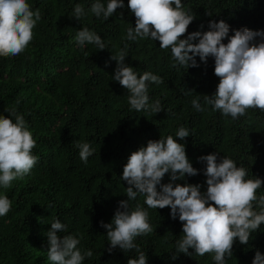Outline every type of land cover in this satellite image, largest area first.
<instances>
[{
	"label": "trees",
	"instance_id": "trees-1",
	"mask_svg": "<svg viewBox=\"0 0 264 264\" xmlns=\"http://www.w3.org/2000/svg\"><path fill=\"white\" fill-rule=\"evenodd\" d=\"M32 10L39 8L41 21L33 29L34 37L26 50L17 56L0 57V115L10 117L6 108L22 114L36 140L33 155L38 162L24 179L0 187L12 201L7 215L0 217V264H50L47 258V232L59 218L69 234H83L78 245L91 249L93 256L83 264H127L136 258L135 250L119 248L107 251V229L101 221L111 223L118 202L127 200L121 177L123 167L133 151L175 133L180 126L190 136L177 142L186 145V153L199 174L177 183L201 185L207 190L203 155L218 152L232 158L237 167L247 170L246 179H264V112L249 109L248 114L233 120L204 104L203 95L216 91L219 78L214 74V58L209 57L196 68H173L171 49L162 50L152 39H126L127 29L135 27V16L127 7L117 9L108 20L90 12L95 0H27ZM107 3V0H101ZM196 19L187 33L210 30V20L223 19L232 30L247 27L264 30V0H182ZM84 7L79 20L70 18L75 5ZM211 12L209 17L205 13ZM123 13V18L120 13ZM88 27L102 37L104 50L94 44L83 48L75 42L78 30ZM259 41V38H257ZM227 39L224 40L226 44ZM128 45L125 62L137 73L150 71L163 83L149 84V103L159 99L163 111L137 112L127 102L128 90L113 80L118 50ZM189 89H192L189 94ZM200 97L204 111H196L191 100ZM15 121V117H12ZM89 142L95 149L88 163L79 157L76 141ZM170 182L166 174L162 183ZM159 188V186H158ZM264 194V185L257 195ZM138 195L130 208L143 205L149 212L153 231L135 239L147 256V264H215L211 255L192 256L178 253L176 241L183 235L178 217L173 220L170 208L151 209ZM264 254V224L250 235L247 245L234 244L233 255L226 264H252L256 251ZM178 255L177 259H172Z\"/></svg>",
	"mask_w": 264,
	"mask_h": 264
},
{
	"label": "clouds",
	"instance_id": "clouds-1",
	"mask_svg": "<svg viewBox=\"0 0 264 264\" xmlns=\"http://www.w3.org/2000/svg\"><path fill=\"white\" fill-rule=\"evenodd\" d=\"M125 7L124 0H95L90 12L96 18L108 20L117 9ZM128 9L135 16V27H129L126 39H152L159 41L162 50L171 49L170 66L173 68H196L200 64L197 57L207 64L209 57L214 58V74L219 78L215 93L204 94L203 101L219 111L224 117L238 120L248 114L249 109L264 112V30H250L247 27L232 30L223 19L210 20L203 31L187 33L189 25L196 19L191 9H186L182 0H128ZM207 16L212 13L206 11ZM85 15L83 5L76 4L72 16L79 20ZM120 17L123 18L121 12ZM39 8L32 10L27 0H0V57L17 56L24 52L34 37L33 29L41 21ZM259 38V41H257ZM228 42L225 44L224 40ZM75 42L83 50L86 44H94L99 50L105 49L102 37L96 31L83 27L78 30ZM128 45L112 55L117 62L113 80L128 90L127 102L131 109L159 113L163 111L159 99L149 103V84H162L163 78L150 71L137 73L125 60ZM192 89H189V94ZM192 107L204 111L200 97L191 100ZM10 117L0 115V187L8 189L12 182L24 179L38 162L33 155L36 140L22 114L15 108L5 109ZM12 117H15L13 121ZM190 136L185 126H180L175 138L168 135L159 140H148L146 146L133 151L123 167L121 179L126 187L127 200L118 202L111 223L101 221L107 229L109 247L129 252L135 250L136 258H129L127 264H147V256L135 243V239L153 231L149 222V212L141 204L130 208L129 201L142 195L144 204L151 209L170 208L173 220L177 217L182 223L183 235L176 241L178 253L192 256L194 249L198 256L212 254L215 264H226L231 258L235 242L247 245L250 235L264 224V194L257 190L264 185V179H246L247 170L237 167L228 156L218 152L200 156L198 161L205 164L207 190L202 192L201 185L177 183L199 174L186 153V145L177 142ZM79 157L88 163L95 149L89 142L76 141ZM166 174L170 182L162 183ZM159 186V188H158ZM12 201L6 194H0V217L7 215ZM67 226L59 218L51 223L47 232V258L50 264H83L91 258V249L78 247L83 234H69ZM173 255L172 259H177ZM252 264H264V254L256 251Z\"/></svg>",
	"mask_w": 264,
	"mask_h": 264
}]
</instances>
